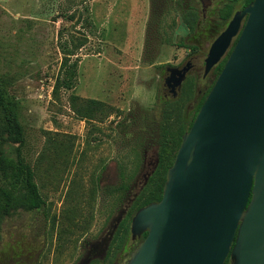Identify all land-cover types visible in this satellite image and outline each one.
<instances>
[{"label": "rangeland", "instance_id": "obj_1", "mask_svg": "<svg viewBox=\"0 0 264 264\" xmlns=\"http://www.w3.org/2000/svg\"><path fill=\"white\" fill-rule=\"evenodd\" d=\"M224 1L0 0V101L14 106L23 137L3 133L9 119L0 103V203L12 183L27 195V169L46 201L5 218L0 264H80L106 234L155 167L157 123L171 95L166 68L192 61L199 77L216 39L184 28L183 8L205 22ZM72 39L85 40L77 84L56 89L60 42ZM3 158L16 162L18 182ZM134 246L130 235L124 252L94 264H126Z\"/></svg>", "mask_w": 264, "mask_h": 264}, {"label": "water", "instance_id": "obj_2", "mask_svg": "<svg viewBox=\"0 0 264 264\" xmlns=\"http://www.w3.org/2000/svg\"><path fill=\"white\" fill-rule=\"evenodd\" d=\"M227 53L182 136L161 200L133 216L132 238L147 235L126 264H264V0L234 13L210 47L205 75ZM190 68L191 62L168 68L166 83L175 95ZM127 210L114 219L110 236ZM109 240L80 264L104 257Z\"/></svg>", "mask_w": 264, "mask_h": 264}, {"label": "trees", "instance_id": "obj_3", "mask_svg": "<svg viewBox=\"0 0 264 264\" xmlns=\"http://www.w3.org/2000/svg\"><path fill=\"white\" fill-rule=\"evenodd\" d=\"M253 0H225L223 5L219 8L218 15L212 19H208L203 25V31L211 32L213 36H217L222 30L225 29L233 14L235 13L237 3L241 2V8H244ZM89 10V8H87ZM86 23L92 25L89 16L85 18ZM200 22V16L197 9L190 6L183 8L182 23L184 28L195 32ZM85 44V40L72 39L71 41L65 40L60 42V47L63 52V60L61 62L60 72L56 78V89H74L79 75L80 56L77 52ZM184 45L181 44V47ZM196 48V47H195ZM224 60L207 76L204 72L200 73L197 77L195 73H190L185 80L179 95L176 98H164L162 119L157 123L158 137H155L156 142L159 144L158 149V163L157 166L149 177L146 184L138 194L131 197L132 203L128 212L119 225L115 234L113 242L110 246L105 261L110 263L115 255L121 254L126 250L127 240L131 235V222L132 217L142 207L160 201L163 196V189L167 179L168 169L172 166L176 157L178 148L182 141L183 134L188 131L203 105L208 93L210 92L218 75L222 71ZM200 79L201 83L199 82ZM1 95V94H0ZM0 103L7 109V118L9 122L5 124L2 129L7 138L13 142H22L21 126L18 123L15 108L10 103H5L1 99ZM3 168L7 173L11 169V178L15 182L21 179V173L25 172L23 177L24 188L27 193L25 196H19L17 192V185L12 183V188L2 189L3 200L0 203V231L5 218L12 214L19 208L34 211L42 209L46 206V201L43 198L38 183L35 181L33 170L27 169L20 171L16 168V162L3 158ZM122 190L128 191L129 186L123 183ZM102 259H95L92 263L101 262ZM225 264H230V259Z\"/></svg>", "mask_w": 264, "mask_h": 264}, {"label": "flooded vegetation", "instance_id": "obj_4", "mask_svg": "<svg viewBox=\"0 0 264 264\" xmlns=\"http://www.w3.org/2000/svg\"><path fill=\"white\" fill-rule=\"evenodd\" d=\"M186 2H184V4H185ZM190 7V6H189ZM188 8V7H187ZM241 9H243V8H241ZM219 11V10H218ZM237 11V10H236ZM235 11V12H236ZM217 15H218V12H217ZM234 15V14H233ZM200 16V15H199ZM233 17V16H232ZM214 18V17H213ZM212 19V18H211ZM232 19V18H231ZM207 22V20H205V22H204V20L203 21H201V22H199V24H198V27H197V29H196V31H195V34H197V33H200L201 34V32L203 31V29H204V24ZM228 25V24H227ZM226 28V27H225ZM190 31V30H189ZM223 31V30H222ZM221 31V32H222ZM220 32V33H221ZM220 33L215 37V38H217L219 35H220ZM215 40V39H214ZM213 40V41H214ZM236 40H237V38L235 39V42H236ZM212 41V42H213ZM211 45H212V43H211ZM211 47V46H210ZM210 50V49H209ZM231 51V50H230ZM230 51H229V53H230ZM209 53V52H208ZM229 53H227L226 54V56L217 64V65H219L221 62H223L224 60H227V58H228V56H229ZM208 55V54H207ZM207 57V56H206ZM206 59V58H205ZM188 62H191V68L189 69V71H188V73H187V77H188V75L190 74V73H195V70H196V67H195V65H194V63L192 62V61H188ZM188 62L185 64V65H183V66H171V67H178V68H180V69H182L183 67H185L187 64H188ZM226 62V61H225ZM216 65V66H217ZM216 66H214L213 68H212V70L209 72V73H211L215 68H216ZM170 66H168L167 68H166V70H167V72H168V75L165 77V80H164V83H165V88H167V89H169V91H170V93H171V95L170 96H164L165 98H176L178 95H179V93H180V91H181V89L179 90L178 89V87H176V91H177V94L175 95L174 94V92H173V90H172V88L170 87V86H168V84L166 83V79L168 78V76H170V74H171V72L168 70V68H169ZM203 72H204V75H205V60H204V69H203ZM208 73V74H209ZM207 74V75H208ZM207 75H205V76H207ZM187 79V78H186ZM185 82V81H184ZM184 82H183V84H184ZM183 86V85H182ZM157 163L158 162H156V165H157ZM155 165V166H156ZM154 169V168H153ZM153 171V170H152ZM151 171V172H152ZM152 175V174H151ZM150 175V176H151ZM149 176V177H150ZM132 199H130L129 201H131ZM132 203V202H131ZM131 203H129V202H127V204H125L124 205V207H123V209L124 208H126V207H128V209H129V207H130V205H131ZM127 212H128V210H127ZM127 212L125 213V215H124V217H123V219L125 218V216H126V214H127ZM120 213V212H119ZM118 213V214H119ZM117 214V215H118ZM117 217V216H116ZM115 217V218H116ZM114 218V219H115ZM114 219H113V221H114ZM123 219L121 220V222L123 221ZM132 219H133V217H132ZM113 221H112V223H111V225L113 224ZM121 222L118 224V226H117V228L114 230V232H113V235L112 236H110V234H109V232L111 231V225H110V227H109V229L107 230V232H106V234L98 241V242H100L102 239H105L106 237H107V239L108 238H110V240H109V247H108V250H107V254H108V252H109V249H110V246H111V244H112V242H113V239H114V237H115V234H116V232H117V230H118V228H119V225L121 224ZM132 223V222H131ZM146 235H147V233H144L143 234V236H141V237H136L135 239L134 238H132L134 241H135V246H134V248H133V250L139 245V243L146 237ZM98 242H96V243H93L92 245H91V247L89 248V250L87 251V254H86V256L88 255V253L90 252V251H94V248H95V245L98 243ZM132 250V251H133ZM107 254L104 256V257H94L92 260H91V264H92V262L95 260V259H104L106 256H107ZM85 256V257H86ZM84 257V258H85Z\"/></svg>", "mask_w": 264, "mask_h": 264}]
</instances>
